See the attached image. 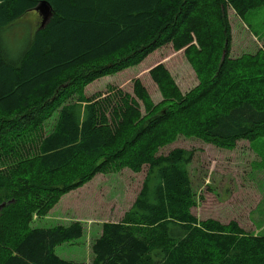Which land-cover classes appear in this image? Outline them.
Segmentation results:
<instances>
[{
	"label": "trees",
	"instance_id": "1",
	"mask_svg": "<svg viewBox=\"0 0 264 264\" xmlns=\"http://www.w3.org/2000/svg\"><path fill=\"white\" fill-rule=\"evenodd\" d=\"M41 1L0 0V150L16 124L37 132L0 153V264H264V234L191 214L192 153L157 154L177 132L228 149L264 136V54L251 68L229 57L227 16L228 8L244 16L264 0H44L51 16L11 56L2 33ZM166 45L184 50L200 79L189 94L172 91L182 100L174 108L143 118L140 104L150 97L139 80L133 94L112 86L83 93ZM149 74L158 88L172 85L161 63ZM144 166L134 201L120 221L102 223L90 261L54 251L82 237L81 223L29 225L96 174Z\"/></svg>",
	"mask_w": 264,
	"mask_h": 264
},
{
	"label": "rangeland",
	"instance_id": "2",
	"mask_svg": "<svg viewBox=\"0 0 264 264\" xmlns=\"http://www.w3.org/2000/svg\"><path fill=\"white\" fill-rule=\"evenodd\" d=\"M227 16L231 30L229 57L239 58L244 67L251 68L260 59V52L264 54V7L250 10L244 16H238L228 8ZM41 20L38 12L31 10L2 33L3 42L11 56L17 55L23 46V37L32 32ZM195 48L199 50L196 42ZM159 63L169 71L171 86L158 88L152 81L149 71ZM134 80L141 82L150 97L148 106L140 104L143 118L148 113L157 115L179 104L182 100L175 99L173 90L184 96L200 83L184 50L175 51L171 45H166L148 55L138 65L102 76L87 84L83 93L86 96L105 94L107 88L112 86L133 94ZM56 116L55 111L44 122L45 131L52 129ZM16 126V130L9 133L8 142L4 146H8V149L37 137V132L30 129L22 132ZM182 133L177 132L175 139L160 147L157 154L165 155L174 148L192 153L193 160L189 169L194 204L190 208L191 214L199 220L214 219L223 225L235 221L246 232L264 234V136L252 142L238 140L233 148L228 149L215 147L195 136ZM18 137L20 139L17 140ZM4 147L0 150L2 155ZM146 168L144 166L138 173L119 168L107 174H96L79 188L63 194L45 215L34 214L29 225L50 227L56 224L68 225L75 221L81 223L84 229L82 237L62 243L54 251L66 260L88 262L93 257L91 245L100 236L102 223L122 219L141 188Z\"/></svg>",
	"mask_w": 264,
	"mask_h": 264
},
{
	"label": "water",
	"instance_id": "3",
	"mask_svg": "<svg viewBox=\"0 0 264 264\" xmlns=\"http://www.w3.org/2000/svg\"><path fill=\"white\" fill-rule=\"evenodd\" d=\"M35 10L38 12V14L41 16V27L44 26V24L46 23V21L49 19V17L51 16V10L50 7L48 5V3L46 1H41L38 6L35 7ZM226 45V43H225ZM225 52V51H224ZM4 205V202L0 204V207H2Z\"/></svg>",
	"mask_w": 264,
	"mask_h": 264
}]
</instances>
